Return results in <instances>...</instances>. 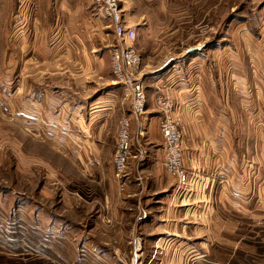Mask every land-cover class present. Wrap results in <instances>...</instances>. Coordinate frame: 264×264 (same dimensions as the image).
Instances as JSON below:
<instances>
[{
	"label": "rangeland",
	"instance_id": "obj_1",
	"mask_svg": "<svg viewBox=\"0 0 264 264\" xmlns=\"http://www.w3.org/2000/svg\"><path fill=\"white\" fill-rule=\"evenodd\" d=\"M120 7L141 55L147 105L139 119L111 72L113 32L91 0H0V264H184L195 256V264H264V214L241 217L229 206L203 230L200 221L165 218L183 207L182 193L163 166L155 103L169 90L180 118L181 88L199 103L264 96V0H120ZM224 56L225 79L213 76ZM102 101L118 118L113 155L122 117L130 119L129 160L148 147L156 153L155 182L142 173L140 195L127 193V181L119 189L115 170L112 185L107 169L90 168L82 129ZM150 183L159 186L154 215L166 222L141 226L136 202Z\"/></svg>",
	"mask_w": 264,
	"mask_h": 264
},
{
	"label": "crops",
	"instance_id": "obj_2",
	"mask_svg": "<svg viewBox=\"0 0 264 264\" xmlns=\"http://www.w3.org/2000/svg\"><path fill=\"white\" fill-rule=\"evenodd\" d=\"M222 53L227 54L224 51ZM228 60V56L223 58L222 64L217 68L218 74L213 73V76H223V79L227 77L230 71ZM177 91L174 95L177 102H181L178 113L182 120L183 166L189 184L181 195L180 204L183 207L173 217L165 218L170 223L200 221L203 230V223L207 224L210 218L225 219L227 215L225 216L224 211L229 206L239 212L238 216L241 217L255 219L259 214H264V96H259L254 103L246 98L234 100L227 96L199 103L197 96L189 101V89L181 88ZM225 92L227 93V89L224 94ZM106 103L107 101H102L91 107L90 111L93 112L89 113L82 134L84 145L90 146V168L93 172L107 169L109 182L114 185L116 180L112 165V139L118 118L111 116L110 106ZM255 104L259 107L255 114H251L253 110L250 106ZM144 151L134 153L133 159L129 160L125 177V182L128 183L126 189L132 188L127 192L129 195H140L141 190L138 188H141L142 173L149 172L144 182H155L156 177L151 171L157 168L156 153L152 147H148V152ZM172 182L173 185H178L174 178ZM145 186L149 188L143 191L141 201L136 202L144 210L142 216L137 218L138 224L146 226L162 223L165 218L154 215V212L158 213L160 206L159 186L153 183ZM211 207H215L214 212L210 211ZM112 208L113 206L108 207ZM168 248L169 246H164L163 252ZM190 259V262L186 261L184 264H195V260L199 258L195 256Z\"/></svg>",
	"mask_w": 264,
	"mask_h": 264
},
{
	"label": "built area",
	"instance_id": "obj_3",
	"mask_svg": "<svg viewBox=\"0 0 264 264\" xmlns=\"http://www.w3.org/2000/svg\"><path fill=\"white\" fill-rule=\"evenodd\" d=\"M100 17L111 28L115 44L110 49L111 72L115 82L122 85L129 95L131 114L139 119L146 111V88L142 80L141 55L135 47V26L127 23L120 0H91ZM155 103L161 112L159 130L163 135L164 162L166 171L175 176L178 182L177 192L183 193L189 184V178L183 166L182 123L174 116L175 102L169 90H161L155 97ZM130 119L122 117L117 130L113 155V168L119 189H125L128 163L131 158L132 137L129 134Z\"/></svg>",
	"mask_w": 264,
	"mask_h": 264
}]
</instances>
